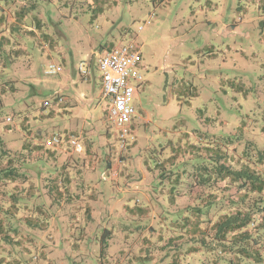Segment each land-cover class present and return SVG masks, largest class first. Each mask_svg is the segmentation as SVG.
<instances>
[{
	"label": "rangeland",
	"instance_id": "1",
	"mask_svg": "<svg viewBox=\"0 0 264 264\" xmlns=\"http://www.w3.org/2000/svg\"><path fill=\"white\" fill-rule=\"evenodd\" d=\"M24 1L37 4L32 13L55 48L20 26L8 36L11 57L0 63L2 159L14 156L19 184L33 187L24 202L37 222L29 254L9 244L4 254L11 250L8 258L20 264L166 263L174 250L168 239L191 202L180 193L202 161L189 151L171 158V144L264 149V0H109L99 8L92 0ZM121 44L139 46L141 80L131 79L134 142L120 153L96 59ZM81 61L91 63L88 79ZM51 62L61 66L58 74L45 73ZM66 131L81 150L65 140L50 147L53 156L23 147ZM117 162L116 183L109 163ZM178 173L181 184L170 183ZM65 175L58 198L54 179ZM27 212L20 208L18 217Z\"/></svg>",
	"mask_w": 264,
	"mask_h": 264
},
{
	"label": "trees",
	"instance_id": "2",
	"mask_svg": "<svg viewBox=\"0 0 264 264\" xmlns=\"http://www.w3.org/2000/svg\"><path fill=\"white\" fill-rule=\"evenodd\" d=\"M92 1L99 8L100 3L108 4L109 0ZM35 7L36 3L24 0H0V63L3 66L5 63L1 60L11 57V49L6 47L10 45V34L19 31L27 17H31L33 27L43 26L38 15L29 14ZM10 15L14 17L10 19ZM20 32L33 34V31L26 29ZM5 91L4 87L0 89V93ZM5 123L9 122L5 119ZM61 136L63 141L70 143V137L74 135L64 133ZM32 141L26 142L23 147L36 153L45 151L48 156H53L54 149L51 150L42 141ZM187 151L190 154L195 152L202 160L189 175L195 185L205 186L210 192L194 206L184 210L185 214L177 226L178 234L168 239L167 245L173 246L171 251L174 250L164 255L168 258L164 264H264V149L252 147L239 154L234 144L232 151L222 149L217 144H189V149L177 151L176 154ZM3 152L0 140V264H12L11 260L5 262L11 250L7 251V255L4 251L7 244L13 246V251L20 248L21 240L17 235L22 234L21 226L16 225L37 222L29 215L31 209L24 202L29 191L19 184L21 174L17 171L14 156L6 157L5 161L2 159ZM176 154L173 153L171 158ZM166 174L163 173L164 176ZM66 178L67 175L54 179L53 188L58 198H62L64 190L57 180L62 184ZM28 189L33 190V187L29 185ZM25 190L26 194L20 196ZM20 208L28 211L25 220L18 217Z\"/></svg>",
	"mask_w": 264,
	"mask_h": 264
},
{
	"label": "built area",
	"instance_id": "3",
	"mask_svg": "<svg viewBox=\"0 0 264 264\" xmlns=\"http://www.w3.org/2000/svg\"><path fill=\"white\" fill-rule=\"evenodd\" d=\"M141 60L139 46L134 44H121L105 49L98 54L96 59L97 68L100 71L101 98L108 104V114L110 120L117 127L115 141L117 142L120 153L123 152L130 144L134 142V118L137 109L134 99L138 94L137 88L131 83V79L140 81L141 75L135 68ZM91 63L81 61L78 70L83 79H88L90 74ZM61 66L54 62L49 63L46 74H58ZM57 101L62 102L59 97ZM11 122L10 117L6 118ZM63 141L61 135H51L44 141L47 147L59 145ZM70 144L76 150H81V144L74 138L70 137ZM122 155H119L121 161ZM115 173L112 171V175ZM105 173L103 178H105Z\"/></svg>",
	"mask_w": 264,
	"mask_h": 264
},
{
	"label": "crops",
	"instance_id": "4",
	"mask_svg": "<svg viewBox=\"0 0 264 264\" xmlns=\"http://www.w3.org/2000/svg\"><path fill=\"white\" fill-rule=\"evenodd\" d=\"M19 6V5H18ZM29 14H33L31 12H29ZM31 17H27L26 19V22L25 24H23L22 26L27 28L28 30H31L33 31V33L35 34H30V35H43V38L45 39V43H44V46H48L51 47V48H55V45H54V41L53 39L49 36V34L43 29L44 27V23L42 22V20L39 18L38 16V19H40V23L43 25L41 28H38V27H33L34 25L32 24V22H30L31 20L28 21V19H30ZM17 20H15L16 22ZM110 47V46H109ZM108 47V48H109ZM104 51V50H103ZM96 53V52H95ZM100 53V52H99ZM98 53V54H99ZM96 55V54H95ZM73 83V82H72ZM100 91H101V82H100ZM63 102H65L64 100L60 103L62 104ZM24 124V123H23ZM68 133H71L72 132H65V134H68ZM171 148L173 150V153H177V151H180V150H185V149H189V143L188 142H183V145L181 144V141L176 144V145H172L171 144ZM87 152H88V149H87ZM172 153V154H173ZM177 155V154H176ZM120 163V161H118ZM115 163L114 165H112L111 163H109L110 165V169L113 170V172L115 173L114 175H112V177H114L116 179V183H117V177L120 175V172H119V169H118V164L119 163ZM188 177H192L190 175H188ZM169 182L172 183V184H181L180 180H181V175L180 173H178V176L172 178L171 176L168 178ZM185 187V186H184ZM63 190L65 191L66 188H63ZM27 191H29V194H33V190H30V189H27ZM210 192V189L206 188L205 186L204 187H198L197 185H195V181L194 179L191 178L190 182H188V184L186 185L184 191H182L180 194V198L181 200H189L191 199V202H187L185 204H183L184 206L182 207L183 211L186 210L187 208H189L190 206H194L196 204L197 201H199L200 199H202L204 196L208 195V193ZM26 194V190L23 191L21 195H24ZM170 194H171V197L173 195V187H171V191H170ZM27 195V196H28ZM197 198V201H194V199ZM173 200L175 202V197H173ZM34 209V208H32ZM38 209V207H37ZM139 210H142L141 208H139ZM86 217L87 216H90L92 213H91V210L89 209L88 205L86 206V208L83 210ZM31 213V212H30ZM31 216V215H30ZM34 218V217H33ZM35 219V218H34ZM36 224L35 223H30L29 226L27 228H23L22 226L20 227L21 228V233L20 235H17V238L19 239V241L21 240L20 242V252H22L23 254H29L30 253V247L34 246L35 245V241L33 240L34 239V236H32V234L36 233L35 230H36ZM71 226H74V225H71ZM31 227V228H29ZM41 229L44 227L46 228V226L44 224H41L40 225ZM81 233L83 236L81 237H85V229H82L81 230ZM95 239V238H94ZM74 246L77 247V249L79 250L80 249V244L78 245L77 243H74ZM40 256L42 257H45L47 258V256L45 255L44 251H40L39 252ZM91 254V253H90ZM8 260H11L12 264H20L19 260L17 258H15L13 256V258H6L5 259V262H8ZM33 264V263H31ZM47 264H51L50 263V260L47 259Z\"/></svg>",
	"mask_w": 264,
	"mask_h": 264
}]
</instances>
